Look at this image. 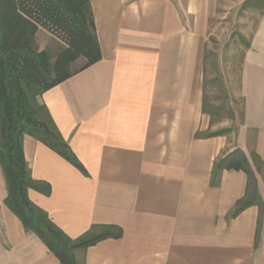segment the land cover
Returning a JSON list of instances; mask_svg holds the SVG:
<instances>
[{
	"label": "crops",
	"instance_id": "1",
	"mask_svg": "<svg viewBox=\"0 0 264 264\" xmlns=\"http://www.w3.org/2000/svg\"><path fill=\"white\" fill-rule=\"evenodd\" d=\"M90 4L100 60L40 97L87 175L24 135L31 176L51 187L49 195L29 189V199L73 239L93 225L121 229L77 250L85 264H264V166L252 165L260 212L252 205L231 215L245 172L211 177L214 160L236 148L264 161V12L242 59L240 120L231 134L207 137L203 64L219 0ZM6 195L0 169V264H63L24 230Z\"/></svg>",
	"mask_w": 264,
	"mask_h": 264
},
{
	"label": "trees",
	"instance_id": "2",
	"mask_svg": "<svg viewBox=\"0 0 264 264\" xmlns=\"http://www.w3.org/2000/svg\"><path fill=\"white\" fill-rule=\"evenodd\" d=\"M240 8L262 13L264 0H244ZM39 28L56 31L63 40L52 47L37 48L35 35ZM100 58L90 0H0V169L7 190L4 203L20 220L24 230L34 233L63 264H85L76 259L77 250L84 253L89 246L105 238H119L122 232L114 225H93L73 239L56 226L28 197L29 189L49 195L51 187L31 176L22 140L24 135L33 137L87 175L40 97L47 89ZM206 58L205 53L202 111L209 115L212 124L217 110L206 99ZM78 60L82 63L76 66ZM231 132L232 128L221 129L205 136ZM252 165L261 170L264 161L254 152L248 157L239 148L213 162L211 177L214 182L224 169L242 170L247 176L245 194L235 203L232 216L252 205L262 211ZM258 238L259 222L255 244Z\"/></svg>",
	"mask_w": 264,
	"mask_h": 264
},
{
	"label": "rangeland",
	"instance_id": "3",
	"mask_svg": "<svg viewBox=\"0 0 264 264\" xmlns=\"http://www.w3.org/2000/svg\"><path fill=\"white\" fill-rule=\"evenodd\" d=\"M240 6L237 0H219L217 12L209 20L205 46V91L207 103L217 110L211 131L234 128L241 116L238 89L242 59L260 13L252 9L242 10ZM62 40L58 32L45 28H39L35 35L39 49L60 44ZM81 63L78 60L75 65Z\"/></svg>",
	"mask_w": 264,
	"mask_h": 264
}]
</instances>
